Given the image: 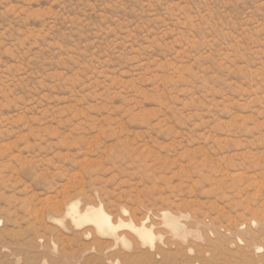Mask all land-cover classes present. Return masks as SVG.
Returning <instances> with one entry per match:
<instances>
[{"label":"rangeland","instance_id":"1","mask_svg":"<svg viewBox=\"0 0 264 264\" xmlns=\"http://www.w3.org/2000/svg\"><path fill=\"white\" fill-rule=\"evenodd\" d=\"M72 202L264 264V0H0V264H99Z\"/></svg>","mask_w":264,"mask_h":264},{"label":"bare ground","instance_id":"2","mask_svg":"<svg viewBox=\"0 0 264 264\" xmlns=\"http://www.w3.org/2000/svg\"><path fill=\"white\" fill-rule=\"evenodd\" d=\"M66 215L69 216L74 228L77 229L74 231L75 241L87 236L88 242L84 246L93 252L92 258L97 260L99 264H106L105 262L136 264L134 262L135 257L129 253L121 250L108 253V251L115 249L117 243L124 242L127 236H131L129 232L133 233L142 245L148 244L152 248L154 246V233L150 228L144 224L135 225L132 221H114L111 214L106 212L102 205H91L80 210L78 202H72L67 207ZM148 256H151V254H148ZM74 257V255H71V258Z\"/></svg>","mask_w":264,"mask_h":264}]
</instances>
